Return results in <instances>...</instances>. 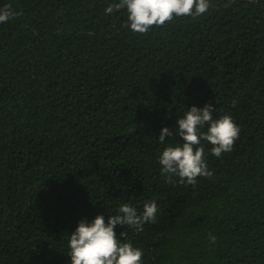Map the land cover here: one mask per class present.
Returning a JSON list of instances; mask_svg holds the SVG:
<instances>
[{
    "label": "trees",
    "instance_id": "trees-1",
    "mask_svg": "<svg viewBox=\"0 0 264 264\" xmlns=\"http://www.w3.org/2000/svg\"><path fill=\"white\" fill-rule=\"evenodd\" d=\"M119 2L0 0L19 13L0 23V264H71L79 221L152 201L155 223L115 228L142 264H264V0L147 34L105 13ZM205 104L239 138L202 142L211 178L168 183L158 159L182 140L161 129Z\"/></svg>",
    "mask_w": 264,
    "mask_h": 264
},
{
    "label": "clouds",
    "instance_id": "clouds-1",
    "mask_svg": "<svg viewBox=\"0 0 264 264\" xmlns=\"http://www.w3.org/2000/svg\"><path fill=\"white\" fill-rule=\"evenodd\" d=\"M210 0H120L117 4H109L106 14H112L126 8L129 23L126 25L135 33L147 34L153 27L163 26L173 17L199 16L206 13ZM19 15L11 6L0 9V23L8 22ZM213 105L205 104L202 108H189L182 118L176 120V128H162L158 141L165 142L166 137L177 135L182 144L166 147L159 156L161 175L173 183L194 185L197 177L211 178L208 170L202 142L212 145L211 154L220 157L222 153L231 152L235 140L239 138L240 128L229 115L213 119ZM207 128L206 131L202 129ZM158 207L155 201L146 202L142 213L129 204H122L117 215L108 217L107 223L103 215H97L91 223L81 220L75 231L69 236L71 264H142L144 255L140 248L131 243H124L117 238L115 228L128 226L137 232L143 231L146 223H155ZM124 232L119 234L120 237ZM214 244L216 238L210 236Z\"/></svg>",
    "mask_w": 264,
    "mask_h": 264
}]
</instances>
